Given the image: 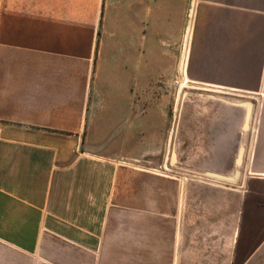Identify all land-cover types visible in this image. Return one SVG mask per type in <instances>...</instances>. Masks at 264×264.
<instances>
[{
  "label": "crops",
  "instance_id": "0c3cea01",
  "mask_svg": "<svg viewBox=\"0 0 264 264\" xmlns=\"http://www.w3.org/2000/svg\"><path fill=\"white\" fill-rule=\"evenodd\" d=\"M0 264H264V0H0Z\"/></svg>",
  "mask_w": 264,
  "mask_h": 264
},
{
  "label": "rangeland",
  "instance_id": "374dc122",
  "mask_svg": "<svg viewBox=\"0 0 264 264\" xmlns=\"http://www.w3.org/2000/svg\"><path fill=\"white\" fill-rule=\"evenodd\" d=\"M147 92L148 98L155 97L162 100V104L160 105L161 112L158 114L161 120V128L159 133L150 132L148 141H144L145 152L143 160L154 159L155 163L161 165L159 170L166 175L176 173L185 174L186 177L197 175L199 173L197 156L199 141L185 140L179 124L180 117L186 113V95L193 96V94H188L187 92L177 93L168 90ZM200 105V99H198V104L191 116L199 118L201 115ZM89 126L92 127L93 124L91 123ZM124 132L125 125L119 124L116 127L114 136H119ZM128 149L132 152L135 151V142L129 144ZM172 155L173 162H171Z\"/></svg>",
  "mask_w": 264,
  "mask_h": 264
},
{
  "label": "bare ground",
  "instance_id": "6f19581e",
  "mask_svg": "<svg viewBox=\"0 0 264 264\" xmlns=\"http://www.w3.org/2000/svg\"><path fill=\"white\" fill-rule=\"evenodd\" d=\"M250 116V115H249ZM248 126V125H247ZM171 162H173V155L171 156ZM175 163V162H174Z\"/></svg>",
  "mask_w": 264,
  "mask_h": 264
}]
</instances>
